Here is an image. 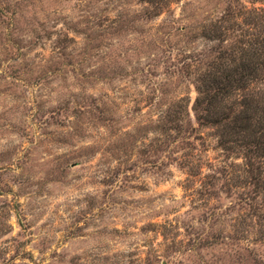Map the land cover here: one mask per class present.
I'll return each instance as SVG.
<instances>
[{
    "label": "rangeland",
    "instance_id": "374dc122",
    "mask_svg": "<svg viewBox=\"0 0 264 264\" xmlns=\"http://www.w3.org/2000/svg\"><path fill=\"white\" fill-rule=\"evenodd\" d=\"M260 8L0 0V264H264V193L193 111L209 29Z\"/></svg>",
    "mask_w": 264,
    "mask_h": 264
},
{
    "label": "trees",
    "instance_id": "16d2710c",
    "mask_svg": "<svg viewBox=\"0 0 264 264\" xmlns=\"http://www.w3.org/2000/svg\"><path fill=\"white\" fill-rule=\"evenodd\" d=\"M249 15L246 30L236 22L230 27L241 31L231 43V30L220 22L206 34L218 47L197 58L193 111L201 127L215 129L225 151L243 156L250 183L264 193V9Z\"/></svg>",
    "mask_w": 264,
    "mask_h": 264
}]
</instances>
